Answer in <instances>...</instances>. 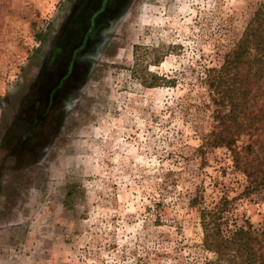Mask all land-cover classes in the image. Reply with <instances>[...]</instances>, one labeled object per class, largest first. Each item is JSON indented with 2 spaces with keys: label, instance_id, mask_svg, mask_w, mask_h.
Masks as SVG:
<instances>
[{
  "label": "rangeland",
  "instance_id": "374dc122",
  "mask_svg": "<svg viewBox=\"0 0 264 264\" xmlns=\"http://www.w3.org/2000/svg\"><path fill=\"white\" fill-rule=\"evenodd\" d=\"M71 1L0 0V264H210L200 208L227 203L225 232L263 229L264 192L244 193L226 148L198 149L208 70L264 0H127L34 157L11 125Z\"/></svg>",
  "mask_w": 264,
  "mask_h": 264
},
{
  "label": "trees",
  "instance_id": "16d2710c",
  "mask_svg": "<svg viewBox=\"0 0 264 264\" xmlns=\"http://www.w3.org/2000/svg\"><path fill=\"white\" fill-rule=\"evenodd\" d=\"M214 110L213 130L203 138L198 152L226 148L233 166L245 176L246 195L264 192V2L227 52L219 68L206 78ZM247 137L242 146L238 141ZM192 206L201 203L194 196ZM224 209L200 208L202 246L215 256L210 264H264V227H234L225 232Z\"/></svg>",
  "mask_w": 264,
  "mask_h": 264
},
{
  "label": "flooded vegetation",
  "instance_id": "af4514ba",
  "mask_svg": "<svg viewBox=\"0 0 264 264\" xmlns=\"http://www.w3.org/2000/svg\"><path fill=\"white\" fill-rule=\"evenodd\" d=\"M126 1L70 2L57 34L48 42L29 102L11 125L10 135L20 138L22 147L34 145V157L45 151L56 134L66 117V106L86 80L95 55L107 46L114 20Z\"/></svg>",
  "mask_w": 264,
  "mask_h": 264
}]
</instances>
